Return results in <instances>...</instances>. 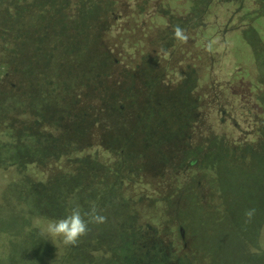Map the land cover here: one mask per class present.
Wrapping results in <instances>:
<instances>
[{
    "label": "trees",
    "instance_id": "trees-1",
    "mask_svg": "<svg viewBox=\"0 0 264 264\" xmlns=\"http://www.w3.org/2000/svg\"><path fill=\"white\" fill-rule=\"evenodd\" d=\"M249 1L0 0V170L19 175L0 180V264H264L246 252L264 235V48L249 22L240 41L259 68L255 99L243 91L249 68L233 70L234 51L219 48ZM113 66L118 86L104 82ZM238 110L257 118L255 136ZM143 200L161 207L154 224L171 220L178 255L135 220ZM74 204L103 222L75 245L44 247L33 220Z\"/></svg>",
    "mask_w": 264,
    "mask_h": 264
},
{
    "label": "rangeland",
    "instance_id": "rangeland-1",
    "mask_svg": "<svg viewBox=\"0 0 264 264\" xmlns=\"http://www.w3.org/2000/svg\"><path fill=\"white\" fill-rule=\"evenodd\" d=\"M173 2H171L172 6H175L177 4L178 1H180L179 3H181V1L183 0H172ZM250 0L247 4V8L248 10L246 11V13L244 12H237L234 13V25L237 26L238 28H236L237 30L234 31L233 34L234 35V39L233 41L230 40L228 41V45L224 44L223 43V46L219 47V48H222V47H229L227 50H229L230 48H232V50L234 51V55H235V58H234V61L231 60V65L233 67V70L235 69H238L239 66H246L247 68H249V74L247 75H242V79L245 80L246 82V86L244 87L243 91L245 93H247L249 95V97L251 99H255V94L257 93H261V89L258 88V86H256V88L254 87L255 86V81L258 80L259 76L257 75V71L259 70V68H256L253 66L252 63H254L253 59L249 58L250 54L248 53V50H250V47L247 46L246 44H244V42L240 41L241 40V36L243 35V32L245 30L244 26H249V22L251 23V28L250 30L252 31L251 34L253 35V40L255 41V46L257 45V47L259 46L260 48L263 47L264 48V0ZM118 5V9H120V4H116ZM254 10H256L255 13ZM257 14H260L259 17L256 19V20H253L250 21V18H254L256 17ZM231 39V38H230ZM243 40V38H242ZM105 43V41H104ZM110 43V42H109ZM110 47H113L112 44L110 43ZM246 45V46H245ZM253 46V45H252ZM254 47V46H253ZM248 49V50H247ZM217 51V49H215ZM224 53V57H225V51L221 50ZM247 52L248 54V58L244 61L243 59V54L244 52ZM227 57V55H226ZM246 58V57H245ZM226 59V58H225ZM202 61V60H200ZM201 63V64H200ZM244 68V67H243ZM195 72L197 73H200V74H203L204 73V65L202 64V62H197L195 67L193 68ZM193 71V70H192ZM194 73V72H193ZM261 74V78H264V68H263V71L261 73H259V75ZM121 74H120V71H118V69L116 67L113 66V69L111 70V72H109V74H107L104 78V82L108 85H111V86H118L120 80H121ZM196 80V79H195ZM198 85H200V82L198 81L197 82ZM102 85V82L99 83L98 86L96 85H93V88L95 89H99V86ZM197 85V84H196ZM197 85V86H198ZM91 88V86H88ZM252 88V90H251ZM119 92V91H118ZM117 92V93H118ZM3 97H5L4 94H2ZM253 95V96H251ZM88 99V98H87ZM92 99V98H91ZM197 99V102L200 103V101L202 102V105H200V107L197 109L194 108V111H195V114H196V110L199 112L201 111H206L208 112V110H211L212 107H214L212 104H209L208 105V100H209V95H201V96H197L196 97ZM207 99V101H206ZM91 101L93 100H90L88 99V103L91 104ZM78 104V103H77ZM249 104V102H248ZM253 104H255V100H253ZM252 104H249V106H251ZM251 107H255V106H251ZM256 108V107H255ZM239 112H237L236 114V117L234 119V121H237V123L239 124V130H247V133L249 132V128L251 129V135H256L254 133H257L256 132V129L258 130V127H257V118L255 120H253L250 116L248 115H244V111H243V114L241 113L240 110H238ZM208 114V113H207ZM243 115V116H242ZM254 129V133L252 132ZM228 132H230V130H228ZM239 134V133H238ZM250 134V133H249ZM1 140H4L6 141L7 138L4 137L3 135H1ZM250 137V135H249ZM256 138V137H254ZM185 146V145H184ZM180 147H183V145L181 144ZM10 163V162H9ZM7 170H9V168H6ZM28 173L30 175H33L34 178L36 179H39V178H42V175L43 174H40V173H37L36 171H33L31 169H28ZM6 174H9V173H6V170L5 169H2L0 170V180L1 181H4V177H7L6 181H5V185L8 184L9 181H12V179H15L17 178L18 179V176L19 175H15V174H12V176H15V177H10V176H6ZM140 176L142 177V175L140 174ZM161 176V175H159ZM183 176V175H182ZM184 177V176H183ZM145 181H148L150 182L151 179L148 177V178H140L139 179V185L142 186V184H145L144 183V180ZM4 189V188H3ZM2 190H0V200H1V197H2ZM132 190L136 189L134 186L131 188ZM149 192V191H148ZM140 194V193H139ZM152 198L153 197H156L154 194H151ZM139 204V207L137 208L136 211H134V217H135V220H136V216L139 217V219H143L145 218L146 221H148V228L147 230L151 231L152 233H157L158 235V238L157 240L160 241V245L163 244V247L169 252L171 249L174 251L175 255H178L179 254V251L181 250V246L176 243L175 239L177 238L176 235H174V226H173V229H172V232L173 234L171 233V220L168 222V221H165L163 222L162 219V224H158L159 222L155 223V219L153 218V214H154V211L156 209V211H159L161 210V207L159 206V204L157 205V207H153L157 204V202L155 200H151L150 203H147L145 202V200L141 201V202H138ZM194 213V212H193ZM44 219L43 217H37L35 220H33V224L34 226L40 231V228L43 226V223H44ZM180 224L176 223V227H178ZM20 232H21V247H24V246H27V247H31V243H29V238L27 235V231H28V223L27 225H25L24 222H21V226H20ZM262 229V228H261ZM257 232L256 236H255V240L256 241H253V244H248L246 245V249H247V253L248 252H252L254 253L255 251H258V252H264V235H262V233L260 232V230ZM25 230V231H24ZM261 233V234H260ZM259 234V235H258ZM40 235V234H38ZM173 235H174V239H173ZM41 236V235H40ZM39 236V237H40ZM185 236L186 237H190V233L186 231L185 233ZM42 239L41 243L44 247H51L49 245V243L51 244H55L56 241L54 240H50L49 238H45V237H40ZM46 239V240H45ZM45 240V241H44ZM1 241V239H0ZM5 243H7V241H5ZM179 245V246H178ZM189 249V245L187 247ZM50 251V249H49ZM183 251V249L181 250V252ZM56 253V251H51V255H54ZM252 255V254H250ZM250 257H253V256H250ZM259 257V256H258ZM261 262H264V257L263 259L261 260ZM50 264H55V262H51Z\"/></svg>",
    "mask_w": 264,
    "mask_h": 264
},
{
    "label": "clouds",
    "instance_id": "clouds-1",
    "mask_svg": "<svg viewBox=\"0 0 264 264\" xmlns=\"http://www.w3.org/2000/svg\"><path fill=\"white\" fill-rule=\"evenodd\" d=\"M177 36L184 38L179 30H177ZM252 214L251 210L246 213L249 217ZM103 220L104 217L95 214V209L91 213H84L80 205L74 204L65 216L47 220L40 228V235L53 241L59 239L65 245H75L81 237L86 235L90 223H102Z\"/></svg>",
    "mask_w": 264,
    "mask_h": 264
}]
</instances>
